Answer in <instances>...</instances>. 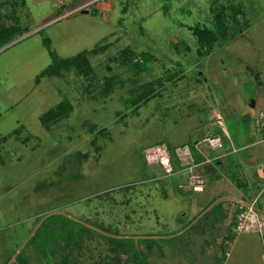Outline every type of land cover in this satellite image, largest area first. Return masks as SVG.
Returning a JSON list of instances; mask_svg holds the SVG:
<instances>
[{
    "label": "rangeland",
    "instance_id": "obj_1",
    "mask_svg": "<svg viewBox=\"0 0 264 264\" xmlns=\"http://www.w3.org/2000/svg\"><path fill=\"white\" fill-rule=\"evenodd\" d=\"M2 1L0 264H108L110 237L138 252L123 264H264V228L234 233L239 206L226 200L232 186L254 189L264 218V159L249 170L246 151L222 159L216 173L227 193L211 179L199 194L146 157L166 143L191 145L198 162L219 156L230 144L220 121L241 147V128H254L248 105L264 111V24L228 43L244 27L230 23L227 34L228 16L216 17L226 0H98L62 19L85 0H66L67 9ZM61 102L71 111L44 123ZM215 135L223 148L202 142Z\"/></svg>",
    "mask_w": 264,
    "mask_h": 264
},
{
    "label": "crops",
    "instance_id": "obj_2",
    "mask_svg": "<svg viewBox=\"0 0 264 264\" xmlns=\"http://www.w3.org/2000/svg\"><path fill=\"white\" fill-rule=\"evenodd\" d=\"M86 1L87 0H85L83 3H85ZM228 1H229V3L230 2L231 3L228 4V6H226V7L223 6L222 11H220L218 14H216L217 15L216 17L228 16V19H231V21H229L228 19H223V21L225 20L224 22H225L227 34H229V32H230V28H231L230 23L231 24L234 23L235 25H239V26L242 25L241 27H244V29H241L238 32V36H236V34L233 35L235 32V30H234L233 33L231 34V36H229V42L228 43H230V42L235 43L234 41H238L239 37H241L242 35H245L246 32L251 27L264 24V0H226V2H228ZM232 2H234V4ZM3 3L4 2L2 0H0V5H3ZM56 3L58 6H60L63 9L68 8V2L66 0H57ZM82 4L78 5L77 7L79 8V7H83L84 5H86V4H83V5ZM4 6H7L6 2L4 3ZM101 10H102V8H101ZM226 10H229L230 12H228V11L226 12ZM84 11H87V12H84ZM82 12H83V14H87L89 11L87 9H85ZM227 20L229 22H227ZM214 31L215 30H213V33L216 35V32H214ZM92 50H94V49H92ZM211 54H209L207 57H210ZM213 54H215V53H213ZM219 86L223 87L222 83H219ZM248 106L249 107L247 108V111H245V114L250 115L251 118L254 120V128L252 130L250 128H248V131L245 128H241V130H242L241 137H238L239 139L237 138V140L241 144V147L237 148L234 139L231 137L229 130L225 127V125L224 126L219 125L220 127H222L224 129V132L226 133V136L229 140L230 144H229L228 151L220 154L219 156L211 157V156L205 155L203 152H201L199 150L198 151L199 153H203L205 155V159L202 162H198L196 160V158L194 157L195 163L197 165L194 169V172L199 174L200 176H202V178H204L205 183H206L204 191L198 192L199 194H203L206 192V190L210 186V185H208V181L212 182L211 179L215 181L214 183L216 185L214 187V190L217 191L218 194H226L227 193V191L225 189V185L220 186L219 181L221 180V178L219 177V174L216 173L217 168H216L215 164L216 165L221 164L222 159H225V158L230 157V156H234L236 154H240L241 150L246 151L245 159L242 157L240 163L243 165L244 168L246 167V169H248V170L254 168L253 166H251V164H258L262 159H264V146H263L264 145V139H263V137L258 136L259 132L262 133V131L259 130V128L257 127L258 126L257 117H258V113L260 111L258 113L256 112V102H255L254 107H251V103ZM217 112H219V111H217ZM219 113L221 114V112H219ZM214 123H216V122L214 121ZM249 132L251 134H252V132H254V135L252 136L250 134L248 136ZM202 142H205V139ZM186 145L191 146L189 144H186ZM198 146H199V142H196V147L198 148ZM192 151H193V148H192ZM247 151H250V152H247ZM263 164H264V160H263V162L260 163V165H258V167L261 169L259 172H257L259 174L258 177L260 178V181H262V183H264V169H262ZM173 168H174L175 172L177 174H179V175H176V177H177L176 181L178 182V186L182 183L189 181L188 180V179H190L189 171L184 170L181 167L176 156L175 157L173 156ZM183 170H184V172H182ZM244 173H245V170H244ZM247 174H249L248 171H247ZM208 175L209 176L213 175V177L208 178ZM245 175H246V173H245ZM167 176L172 177V175H167ZM214 176H216V177L214 178ZM251 176H252V174H251ZM247 179H249V178H247ZM231 185H232V183H231ZM232 193H233L232 197H234V198L228 197V198H226V200L229 199L230 201L237 202V208L239 206L240 201L243 200L245 202H250L254 198H258V203H257L256 207L257 206L259 207V203L261 202V196H260V193H256L254 191V189H252V191L250 192L251 195H247L246 192L239 191L238 188H236L235 186H232ZM238 193H239V196H237ZM218 194L215 193V195H218ZM198 204H199V201L197 202L196 206H198ZM257 209H259V208H257ZM262 221L264 224V218H262ZM259 234L261 235V237L264 238V233H259ZM249 241L250 240L244 241V246L247 247V250L251 249V242H249ZM256 242L258 243L259 241H256ZM262 243H263V240H262ZM262 257L264 259V253L263 252H262Z\"/></svg>",
    "mask_w": 264,
    "mask_h": 264
},
{
    "label": "built area",
    "instance_id": "obj_3",
    "mask_svg": "<svg viewBox=\"0 0 264 264\" xmlns=\"http://www.w3.org/2000/svg\"><path fill=\"white\" fill-rule=\"evenodd\" d=\"M97 1L98 0L86 3L85 6L79 7L71 13H65L62 17H60V19H62L65 15L69 16L70 14L75 13L77 11H83L84 7H89L90 5L95 4ZM257 122L259 130L264 131L263 110L258 113ZM219 125L224 126L222 121L219 122ZM205 142L214 149H221L224 146L221 142V138L218 135L206 138ZM175 156L177 157V160L179 161L181 167L184 170L189 171L190 173L189 182L187 184H181L180 187L188 191H204L206 185L204 178L194 172V169L197 165L195 163V158L191 146L185 145L181 148H177L175 150ZM146 157L149 163L160 165L166 170L168 175L172 174L174 170L173 154L167 148L166 144H163L159 147H149L148 149H146ZM257 203L258 198L252 199L250 202H245L243 200L239 202V213L237 217V223L233 228L234 233L240 235L257 230L262 232L264 224L262 218L260 217L259 211L256 208Z\"/></svg>",
    "mask_w": 264,
    "mask_h": 264
},
{
    "label": "trees",
    "instance_id": "obj_4",
    "mask_svg": "<svg viewBox=\"0 0 264 264\" xmlns=\"http://www.w3.org/2000/svg\"><path fill=\"white\" fill-rule=\"evenodd\" d=\"M199 32L201 31H205L203 29H199L198 30ZM98 48L94 49L93 52H95ZM90 52V51H88ZM92 52V51H91ZM123 53L129 55L128 53V50L127 51H124ZM86 52L85 53H80L78 54L75 58H74V61L76 64H79V65H82L83 63H85L88 59L86 57ZM132 55H135L134 53ZM130 65H134L133 67L134 68H139V62L134 59L133 61H131ZM48 72V71H47ZM89 70H81L79 69L78 73H82L81 75H86L87 77L89 76ZM46 74V71L44 72ZM49 74V72L47 73ZM113 81V77L110 78L105 84V87L108 91L112 88H115L116 84L115 82H112ZM115 81V80H114ZM143 99V96L140 95L138 97V99L136 98V100L134 101V105L138 106L141 102V100ZM71 105L68 104V103H63L61 102L55 109H51L50 111H48L44 116L43 118V122L45 123H48V122H56V121H59L61 120L62 118H65V115H67L70 111H71ZM64 116V117H63ZM162 143V142H160ZM164 143V142H163ZM192 148V146H191ZM171 153H173V156L175 157V150H172ZM109 240H112L113 243L116 246V248L113 249V259L111 260L113 263L115 264H123V262H125V260H127V257L129 256L130 259H136L138 260V252L134 249V245H130L128 242H126V240L124 239H115L113 237H110ZM126 242V243H125ZM128 257V259H129ZM112 262L108 263V264H111Z\"/></svg>",
    "mask_w": 264,
    "mask_h": 264
},
{
    "label": "water",
    "instance_id": "obj_5",
    "mask_svg": "<svg viewBox=\"0 0 264 264\" xmlns=\"http://www.w3.org/2000/svg\"><path fill=\"white\" fill-rule=\"evenodd\" d=\"M84 12H87V11H84ZM255 106V101H252L251 102V107H254Z\"/></svg>",
    "mask_w": 264,
    "mask_h": 264
}]
</instances>
